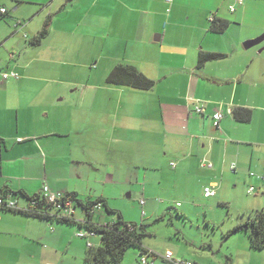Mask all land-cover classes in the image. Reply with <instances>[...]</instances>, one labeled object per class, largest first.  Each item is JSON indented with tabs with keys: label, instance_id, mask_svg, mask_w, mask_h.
Instances as JSON below:
<instances>
[{
	"label": "crops",
	"instance_id": "crops-1",
	"mask_svg": "<svg viewBox=\"0 0 264 264\" xmlns=\"http://www.w3.org/2000/svg\"><path fill=\"white\" fill-rule=\"evenodd\" d=\"M2 6L7 12L0 13V69L19 77L0 80V193L11 195L21 210L45 184L75 192L81 201L102 198L110 208L113 185L140 179L138 168L127 170L120 161L106 163L99 153L90 154L99 152L105 135L100 129L107 105L117 104L119 124L123 107L131 108L139 91L157 106L162 130L148 137L168 140L166 147L181 162L178 180L191 185L203 178L194 184L206 187L238 176L239 169L264 171V39L245 47L264 35V0H0ZM212 17L230 24L213 31ZM45 28L46 36L31 43ZM202 51L226 56L201 64ZM118 64L136 66L155 85L144 90L111 83L108 75ZM196 105L206 111L197 112ZM236 108L251 110V119L237 120ZM218 110L224 117L216 127ZM204 159L212 167L202 166ZM168 166L178 164L170 160ZM51 221L0 210V264L16 260L1 247L7 237L21 253L20 262L55 263L62 234L51 230ZM236 226L229 235L243 230ZM163 244L175 257L199 264H241L232 244L225 258L212 245L213 253L200 252L195 242ZM147 258L156 264L157 256Z\"/></svg>",
	"mask_w": 264,
	"mask_h": 264
},
{
	"label": "rangeland",
	"instance_id": "rangeland-1",
	"mask_svg": "<svg viewBox=\"0 0 264 264\" xmlns=\"http://www.w3.org/2000/svg\"><path fill=\"white\" fill-rule=\"evenodd\" d=\"M4 70L0 69V80H5L1 76ZM139 93L136 103L131 108H126V105L123 107L125 119L120 120L119 124L116 117L114 118L117 104L107 105L105 125H101L100 129L105 135L100 137L99 152L90 153L94 157L99 153L100 159L106 163L120 161L127 170L130 167L138 168L139 180L127 178L125 183L111 187L112 191L108 199L110 208L120 211L126 221L144 225L146 234L143 236V246L156 254L162 255L166 252L163 243L188 247L195 242L200 252L205 249L213 253L210 248L212 245L217 254L225 258L223 254L232 244L235 257L241 264H264V248H253L248 232L240 230L229 235L234 226L253 219L258 211L264 209V180L251 175L252 172L264 175V171L255 168L239 169L238 176L234 174L235 177L227 176L225 181L217 182L219 185L217 195L213 197L205 196L203 183L194 184L203 178L195 177L191 185L178 180L176 174L181 171V162L176 152L166 147L168 140L158 139L155 135L152 139L148 137L150 131L162 130L163 122L156 110L157 106L147 104L145 92L139 91ZM119 114L122 115V112ZM90 117L91 115L88 120ZM93 120L90 122H95ZM89 138V142L92 143L91 136L86 137ZM149 155H152L151 160ZM170 160L177 162L178 166L175 169L168 166ZM232 163L237 165L236 161ZM152 164L154 166L149 167ZM88 169L94 176L93 169ZM102 170H105V165H102ZM251 187L254 190L249 192ZM200 188H202L201 192ZM141 198L145 200L144 205L141 203ZM91 199L89 197L83 201L87 202ZM80 212L82 210L78 209L75 217L83 220V213ZM118 218L117 212L108 211L105 206L94 215V219L101 223L114 222ZM51 222V230L62 234V238H59L60 241L57 243L58 252L53 264H89L86 260L88 241L98 244L100 237L78 236V232H86L87 229L77 223L57 220ZM55 222L62 225L63 229L55 227L53 225ZM7 238L8 240H5L6 243L1 247L8 258L16 256L15 261L7 264H24L20 262L18 255L21 253L10 244V238ZM173 251L178 256L176 251ZM152 256L149 255V259H152ZM141 258L140 247L131 246L125 252L121 264H141ZM161 258L157 256L156 264L163 263Z\"/></svg>",
	"mask_w": 264,
	"mask_h": 264
},
{
	"label": "trees",
	"instance_id": "trees-1",
	"mask_svg": "<svg viewBox=\"0 0 264 264\" xmlns=\"http://www.w3.org/2000/svg\"><path fill=\"white\" fill-rule=\"evenodd\" d=\"M212 30L216 32H223L230 24L229 20L226 19H215L211 18ZM48 33L47 28L43 29L35 39L31 40V43H38L42 40ZM226 54L223 52L214 51H202L200 63L203 64L210 60L220 59L225 57ZM108 80L117 85L129 86L137 89H151L155 85V80L148 77L145 73L140 71L136 66L131 64H118L116 65L108 75ZM222 111V110H221ZM223 112V111H222ZM246 112V113H245ZM224 114V112H223ZM234 114L237 120H250L251 110L246 108H236ZM72 193L78 204V209L88 210L90 206L96 203H101L106 207L107 201L102 198H97L94 200H88L83 202L79 200L75 192ZM0 196L6 199L12 198L11 195L7 193H0ZM30 197V205L27 209L21 210L18 207L11 208L10 210L21 211L28 213L33 216L77 223L80 226H85L86 228H92L97 232V236L100 237V242L98 244H93L88 248L86 260L89 264H121L125 252L131 246H139L141 249V254H147L150 251L143 246V236L146 234V229L144 225H139L136 222L126 221L123 214L120 211L109 208L108 211H114L118 213V220L114 222L101 223L94 219V213L89 218L84 220H79L74 217H63L54 216L56 212L53 205L49 203L42 192L39 195H33ZM17 204V203H16ZM17 206V205H16ZM81 206V207H80ZM101 208V209H102ZM100 209V210H101ZM0 210H9L5 206L0 207ZM84 217V216H83ZM246 230L251 237V245L254 248L262 249L264 248V211H258L253 219L248 220L241 225H237L234 230ZM154 256H158L154 252H150ZM161 256V254L159 255ZM162 257V256H161ZM165 260V259H164ZM166 261V260H165ZM168 262V261H167Z\"/></svg>",
	"mask_w": 264,
	"mask_h": 264
},
{
	"label": "built area",
	"instance_id": "built-area-1",
	"mask_svg": "<svg viewBox=\"0 0 264 264\" xmlns=\"http://www.w3.org/2000/svg\"><path fill=\"white\" fill-rule=\"evenodd\" d=\"M167 1H171V0H167ZM238 1L242 2L243 0H238ZM232 9H234V8H232ZM6 12H7L6 7H4V6L0 7V13L1 14H5ZM19 23H21V22L18 21L14 25L18 26ZM1 75L5 79H8L10 77H17V78L19 77L18 72L13 71V70L2 71ZM195 110L199 113H204L206 111V108L204 105H196ZM223 117H224V114L221 110H218L216 113L213 114L214 125L216 127L220 126V121L223 119ZM19 140H21V139H19ZM201 163H202V166L212 167V163L210 161H207L206 159H204ZM231 167L234 169L235 164H233ZM217 189H218V183H210L209 185H207L204 188L205 196L206 197L215 196L217 194ZM253 190H254V188L251 187L249 191L251 192ZM41 192H42V195L44 196V198L49 203H51L53 205V207L56 211L54 213V216H56V217H59V216L74 217L76 215V213L78 211V204H77V200H76L75 196L72 193L55 190L48 184H45L42 187ZM141 203H142V205L145 204V200L143 198H141ZM4 206L7 209L17 207L16 202L13 199H11V198L6 199L5 197L0 196V207H4ZM101 208H102V204L99 202L94 204L93 206H90L88 208V210H85L83 213L84 219L89 218L92 215V213L96 214V212L98 210H100ZM86 229H87L86 232H84V231L78 232V236H80L82 238H86V237L97 235V232L94 229H92L90 227L86 228ZM93 244H94L93 242L88 241V247H91ZM149 254L150 253L142 255L141 264H149V260L147 258ZM161 256L163 259H165L166 261H168L172 264H199V263H196V262L188 260V259L175 257L172 250H167Z\"/></svg>",
	"mask_w": 264,
	"mask_h": 264
},
{
	"label": "water",
	"instance_id": "water-1",
	"mask_svg": "<svg viewBox=\"0 0 264 264\" xmlns=\"http://www.w3.org/2000/svg\"><path fill=\"white\" fill-rule=\"evenodd\" d=\"M263 39H264V35H261L260 37H257V38H255V39L247 40V41L245 42V47L249 48V47H251V46H253V45H257V44H259L260 42H262Z\"/></svg>",
	"mask_w": 264,
	"mask_h": 264
}]
</instances>
